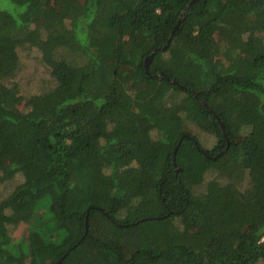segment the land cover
<instances>
[{
    "label": "trees",
    "instance_id": "16d2710c",
    "mask_svg": "<svg viewBox=\"0 0 264 264\" xmlns=\"http://www.w3.org/2000/svg\"><path fill=\"white\" fill-rule=\"evenodd\" d=\"M0 188V264H264V0H0Z\"/></svg>",
    "mask_w": 264,
    "mask_h": 264
},
{
    "label": "rangeland",
    "instance_id": "374dc122",
    "mask_svg": "<svg viewBox=\"0 0 264 264\" xmlns=\"http://www.w3.org/2000/svg\"><path fill=\"white\" fill-rule=\"evenodd\" d=\"M31 70L32 68H30L26 72H29ZM49 77H50L49 73L46 72L42 66H39V71L32 72L29 79H26L25 81L22 80L24 84L23 85L24 94L36 92L39 90V88L43 86L46 88L52 86V81H48ZM190 130L193 134L198 136L204 147L212 148L214 146L216 139L213 135L209 134L208 132L204 131L203 129L195 125H192ZM228 167L231 168L230 165H228ZM17 178L20 180L22 177L19 176ZM3 192H5V188H0V193ZM25 227H26L25 224H21L19 228L16 230V236L21 235Z\"/></svg>",
    "mask_w": 264,
    "mask_h": 264
},
{
    "label": "water",
    "instance_id": "95a60500",
    "mask_svg": "<svg viewBox=\"0 0 264 264\" xmlns=\"http://www.w3.org/2000/svg\"><path fill=\"white\" fill-rule=\"evenodd\" d=\"M181 21L182 20H180L179 21V23H181ZM167 45L168 44H166V46L164 47V48H166L167 47ZM163 48V49H164ZM156 51L157 50H155L150 56H148L147 58H146V60H145V66H146V70H148V68H149V66H150V64H151V61H152V59H153V57L155 56V53H156ZM158 76V75H157ZM175 84H179L178 83V81L177 80H172ZM181 86V85H180ZM199 101L202 103V104H205V102H203L201 99H199ZM221 122V121H220ZM221 126H222V128H223V130L225 129V126H224V124L223 123H221ZM225 134V133H224ZM192 136L191 135H189V134H183V136L181 137V139L179 140V142H178V144H177V146L175 147V149H174V156H173V162H174V165H175V168H176V171L177 172H180L182 169L178 166V164L176 163V155H177V152H178V150H179V148H180V146H181V143H182V141H183V139L184 138H191ZM227 143H228V147H229V140L227 141ZM202 152H204L205 154H207L206 152H205V150L204 149H201V148H199ZM222 154V152H220V154L219 155H221ZM215 158V157H214ZM145 219H148V218H145ZM88 230H89V218H88V216H87V218H86V234L88 233ZM84 238V237H83ZM82 238V239H83ZM82 239H81V241H82ZM64 259V257H62L58 262H56V264H60L61 262H62V260Z\"/></svg>",
    "mask_w": 264,
    "mask_h": 264
}]
</instances>
